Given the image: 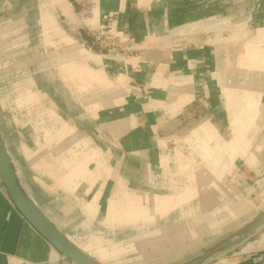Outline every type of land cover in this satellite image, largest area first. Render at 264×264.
<instances>
[{"label": "crops", "instance_id": "crops-1", "mask_svg": "<svg viewBox=\"0 0 264 264\" xmlns=\"http://www.w3.org/2000/svg\"><path fill=\"white\" fill-rule=\"evenodd\" d=\"M242 9L99 0L85 22L154 58L137 64L93 43L75 0H0V131L28 192L100 263L161 264L264 209V0ZM0 264H67L2 182ZM208 264H264V230Z\"/></svg>", "mask_w": 264, "mask_h": 264}, {"label": "water", "instance_id": "water-1", "mask_svg": "<svg viewBox=\"0 0 264 264\" xmlns=\"http://www.w3.org/2000/svg\"><path fill=\"white\" fill-rule=\"evenodd\" d=\"M0 180L10 199L26 221L59 253L67 264H102L90 257L60 231L25 188L20 171L0 131ZM264 230V209L251 216L237 230L229 232L215 243L201 247L195 253L174 264H208L218 256L242 245Z\"/></svg>", "mask_w": 264, "mask_h": 264}, {"label": "rangeland", "instance_id": "rangeland-1", "mask_svg": "<svg viewBox=\"0 0 264 264\" xmlns=\"http://www.w3.org/2000/svg\"><path fill=\"white\" fill-rule=\"evenodd\" d=\"M220 3H224V5H226L227 4V6H229V7H234V8H237V9H240V8H243L242 10V14H244V13H246L247 12V14H245V18H249V17H251V16H253V14H256V10L258 9V3H259V0H220ZM245 11V12H244ZM96 15V16H95ZM97 17V14H96V12H94V10H93V21H94V19ZM86 18V17H85ZM81 21H82V19H81ZM93 21H91V22H93ZM229 21V20H228ZM227 21V22H228ZM226 21H225V24H223V23H221L220 25H219V28H220V30L222 31V30H224V32H220L221 34H220V38L222 39L223 37H226V32L229 30L228 29V25H230V24H228ZM239 21H238V19H235V21H233L232 23L233 24H236V23H238ZM84 23H85V21H84ZM85 24H87V23H85ZM88 25V24H87ZM82 26H83V29L86 31V29H85V26H84V24L82 23ZM124 36V35H123ZM134 41V40H133ZM135 42V41H134ZM227 44V43H226ZM226 44H225V47L224 48H226ZM135 45H136V48H137V50H138V52L137 53H133V54H129V55H126L125 54V52H126V49L127 48H129L130 47V45H128V44H123L122 45V48L124 49V51H120L118 54H114V53H109L107 50H104L103 52L104 53H106V54H112L113 55V57H115V56H120L121 58H123L124 60H126V61H132L133 63H137V64H142L144 61H146L147 59H151L152 60V58L150 57V58H148V56L146 55V51L145 50H141L140 48H139V46L136 44V42H135ZM156 53H154V55H155ZM147 56V57H146ZM134 58H136V59H134ZM139 58V59H138ZM154 59V58H153ZM161 66V65H160ZM160 66H157V68H155V73H156V71L160 68ZM233 66H232V63H230V61H228L227 63H222V66H221V70H220V72L222 73V76H223V79H222V83H224V85H225V83L228 81V75H230V73H232L233 72ZM235 74H237V73H235ZM245 77H238V78H236L235 79V81H236V83H232V84H234V85H236L238 88H241V86L243 87V79H244ZM245 82H246V80H245ZM177 85H179V84H177ZM178 89V88H177ZM0 121H2V118H1V112H0ZM237 133V132H236ZM257 212V211H256ZM255 209H253L251 212H250V215L252 214V215H254L255 213ZM250 217H248V219H249ZM247 219V220H248ZM247 220H245V221H238V222H235L232 226V228L230 229V231H226V232H224V233H220V234H218V235H215V236H213V237H211V238H207V239H203V243H202V245L201 246H199V247H197V248H195V249H193L194 251H192V252H187V253H180V255L178 254L177 256H174L172 259H170L169 261H164L163 263H161V264H174V263H177V262H179V261H181L182 259H184V258H186V257H188V256H190V254H192V253H195L196 251H198V249L199 248H201V247H206V246H209V245H211V244H213V243H215L216 241H218V240H220L221 238H223L225 235H227L229 232H233V231H235V230H237L239 227H241V225L243 224V223H245ZM101 255V258L103 259V260H105V259H109V258H111V257H114V252H108L107 250H104L103 252H102V254H100Z\"/></svg>", "mask_w": 264, "mask_h": 264}, {"label": "built area", "instance_id": "built-area-1", "mask_svg": "<svg viewBox=\"0 0 264 264\" xmlns=\"http://www.w3.org/2000/svg\"><path fill=\"white\" fill-rule=\"evenodd\" d=\"M75 3L80 7L82 23L97 47L102 50H107L109 53L118 54L120 51H124L122 45L128 44L130 47L126 49V55L138 52L135 42L129 37L123 36L115 31H106L102 26L87 25L84 23L86 20L92 21L93 10L97 9L99 0H75Z\"/></svg>", "mask_w": 264, "mask_h": 264}, {"label": "bare ground", "instance_id": "bare-ground-1", "mask_svg": "<svg viewBox=\"0 0 264 264\" xmlns=\"http://www.w3.org/2000/svg\"><path fill=\"white\" fill-rule=\"evenodd\" d=\"M67 4H68V3H67ZM94 12H95V11H94ZM96 14H97V11H96ZM95 16H96V15H95ZM94 18H95V17H94ZM92 21H93V20H92ZM94 21H95V20H94ZM90 22H91V21H90ZM85 23H86V22H85ZM87 23H88V22H87ZM90 24L94 25L95 22H94V23H90ZM90 24H88V25H90ZM257 96H258V95H257ZM257 96H256V97H257ZM222 100H223V99H222ZM257 101H258V100H257ZM224 122H225V121H224ZM231 126H233V125H231ZM235 127H236V126H235ZM235 132H237V130H236ZM258 211H259V210H258ZM258 211H257V212H258ZM257 212H256V213H257ZM256 213H255V214H256ZM252 216H253V215H252Z\"/></svg>", "mask_w": 264, "mask_h": 264}]
</instances>
